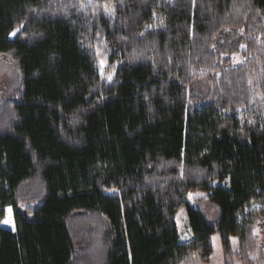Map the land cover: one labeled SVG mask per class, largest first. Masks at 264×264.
<instances>
[{"label": "trees", "instance_id": "1", "mask_svg": "<svg viewBox=\"0 0 264 264\" xmlns=\"http://www.w3.org/2000/svg\"><path fill=\"white\" fill-rule=\"evenodd\" d=\"M0 58V264H259L264 0H0Z\"/></svg>", "mask_w": 264, "mask_h": 264}, {"label": "rangeland", "instance_id": "2", "mask_svg": "<svg viewBox=\"0 0 264 264\" xmlns=\"http://www.w3.org/2000/svg\"><path fill=\"white\" fill-rule=\"evenodd\" d=\"M112 12V11H111ZM17 33V32H16ZM15 36V35H13ZM107 61L103 60L101 67L102 70L104 71L105 75L107 74V71L109 69H106L107 67ZM19 82H20V76L19 73L15 70V68L10 65L8 62H6L4 59L0 58V107L3 104V102L7 101L8 99L12 98V94L14 90H16L19 87ZM229 179L226 180L227 183H229ZM220 183L215 182L213 186H218ZM210 193L201 191V192H195L191 193L189 198H188V204H191L193 207L196 206L195 202L197 200L201 199H209ZM264 206L262 205H252L248 207L247 212L250 210L254 211H259L260 217L258 221H256V226L254 228L255 234L258 236L260 240V245L262 247L261 253L258 255L259 264H264ZM204 211L208 217V220L210 222H214L218 218V209L215 206V203H212L211 201H207L204 205ZM253 212V211H250ZM176 224L177 228L179 230V236L180 239L184 242L191 241L193 236L192 229L189 227V221H188V216H187V209L183 208L179 210V212L176 214ZM89 216L82 217L80 222L78 223V227L80 226H85L87 227L88 223H91V221H94L92 219H88ZM87 223V224H86ZM5 227L13 229L14 228V223L12 220V212L7 211L6 215V220H5ZM96 224V223H95ZM89 226V225H88ZM258 230V231H257ZM91 234V233H90ZM89 235L90 240L93 241L96 238V236H91ZM212 238V246H213V253L210 255L208 260L202 261L198 256H194L192 260L190 261L189 264H225L224 260V249H223V243H222V238L218 232H214V234L211 235ZM95 243V242H94ZM101 245L100 242L95 243V250L97 252V246ZM231 249L233 252V255L235 256L238 251H239V237L236 236H231ZM233 264H242L241 260H238L236 257L232 258Z\"/></svg>", "mask_w": 264, "mask_h": 264}, {"label": "snow or ice", "instance_id": "3", "mask_svg": "<svg viewBox=\"0 0 264 264\" xmlns=\"http://www.w3.org/2000/svg\"><path fill=\"white\" fill-rule=\"evenodd\" d=\"M106 7H107V6H106ZM111 11H114V10H110V12H111ZM21 27H22V26H21ZM16 31H19V29H16V30H15L13 33H11V34H12V35H15V34H16ZM108 78L111 79L110 76H109ZM257 231H258V230H257Z\"/></svg>", "mask_w": 264, "mask_h": 264}]
</instances>
